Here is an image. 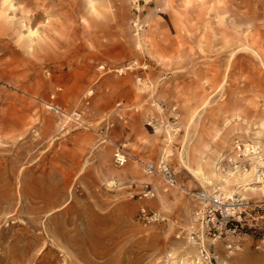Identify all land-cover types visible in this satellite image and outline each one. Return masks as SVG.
<instances>
[{
    "label": "rangeland",
    "instance_id": "obj_1",
    "mask_svg": "<svg viewBox=\"0 0 264 264\" xmlns=\"http://www.w3.org/2000/svg\"><path fill=\"white\" fill-rule=\"evenodd\" d=\"M0 264H264V0H0Z\"/></svg>",
    "mask_w": 264,
    "mask_h": 264
},
{
    "label": "built area",
    "instance_id": "obj_2",
    "mask_svg": "<svg viewBox=\"0 0 264 264\" xmlns=\"http://www.w3.org/2000/svg\"><path fill=\"white\" fill-rule=\"evenodd\" d=\"M80 114L74 113V118L79 119ZM239 155L243 153L242 145H236ZM114 164L122 167L128 161V153L125 147L119 146L114 152ZM147 174L159 173L165 182L169 185L175 184V175L173 170L165 162L157 165L150 162L145 165ZM201 206L194 212V227L186 235L187 241L195 246L203 257L208 256L206 240L209 238L214 244L223 235L237 233L239 226H243V212L246 204L242 202L233 203L222 194L200 195ZM140 218L144 221H157L159 215L156 212L149 211L146 207L140 210ZM233 244H228V249H232Z\"/></svg>",
    "mask_w": 264,
    "mask_h": 264
},
{
    "label": "bare ground",
    "instance_id": "obj_3",
    "mask_svg": "<svg viewBox=\"0 0 264 264\" xmlns=\"http://www.w3.org/2000/svg\"><path fill=\"white\" fill-rule=\"evenodd\" d=\"M245 175H247V174H245ZM207 181H210L209 179H207Z\"/></svg>",
    "mask_w": 264,
    "mask_h": 264
}]
</instances>
